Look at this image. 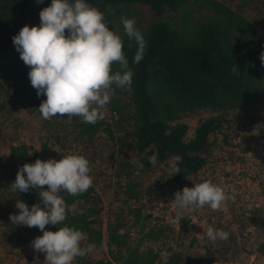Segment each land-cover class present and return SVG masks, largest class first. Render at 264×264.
Wrapping results in <instances>:
<instances>
[{
  "label": "trees",
  "instance_id": "obj_1",
  "mask_svg": "<svg viewBox=\"0 0 264 264\" xmlns=\"http://www.w3.org/2000/svg\"><path fill=\"white\" fill-rule=\"evenodd\" d=\"M51 2L0 0V91L9 92L29 113L39 111L47 97L37 96L28 76L31 69L20 58L12 38L25 25H39L41 10ZM85 2L104 13L110 30L121 36L123 51L134 73L131 90H125L126 100L116 96L111 99L108 107L116 113L112 120L104 118L93 125L78 116L72 117L71 122L67 116L43 118L38 146L20 140L9 142L8 159L0 160V236L9 237L19 228L10 221V214H19L17 200L26 202L30 210L41 202L37 190H11L19 168L34 164L37 159L59 161L65 156L63 150L72 143L87 142L103 132L117 146L108 158L114 180L105 221L92 185L75 197L61 190L59 195L67 205L66 221L59 226L46 225V230L74 227L86 234L83 246L99 247L105 243L107 257H77L80 264H177L182 258L180 252L159 260L157 250L138 246L143 238L157 240L165 231V226L143 214V204L135 203L144 190L143 178L152 168L147 156L158 154L157 164L168 166L160 177L174 184L182 183L202 168L212 145L211 135L226 120L227 113L264 103V65L260 60L264 36L248 17L219 0ZM136 3L147 5L158 15L147 23L135 21L147 42L139 64L133 63L138 46L125 34L121 20L133 19ZM234 63L239 66L237 74H231ZM11 107L12 101L0 98V116ZM202 112L214 114L200 118L187 136L188 124L183 118ZM2 124L0 118V133ZM114 151L116 156L119 154L115 159ZM139 163L145 167H138ZM173 165L181 173L171 177ZM47 187L44 186L45 190ZM21 227L28 234L43 235L38 227ZM134 233L140 235L132 244Z\"/></svg>",
  "mask_w": 264,
  "mask_h": 264
},
{
  "label": "clouds",
  "instance_id": "obj_2",
  "mask_svg": "<svg viewBox=\"0 0 264 264\" xmlns=\"http://www.w3.org/2000/svg\"><path fill=\"white\" fill-rule=\"evenodd\" d=\"M37 3L43 4L44 0ZM121 20L125 34L138 46L133 63L139 64L147 42L134 19L122 17ZM12 39L20 58L31 69L28 76L37 96L47 97L38 109L45 120L67 116L71 122L72 117L78 116L94 125L104 119L102 109L117 89L131 90L134 73L123 51L121 36L110 30L104 13L85 0L74 3L52 0L50 6L41 10L39 25H25ZM260 60L264 65V52ZM238 72L239 66L234 63L231 74ZM180 159L176 157L177 161ZM147 160L155 166L158 154L147 156ZM138 167L145 165L139 163ZM89 173V161L82 155L63 156L59 161L37 159L34 164L19 168L15 182L10 184L11 190L16 193L37 190L41 202L30 210L26 202L17 200L16 208L20 211L10 214V221L14 225L38 227L43 232L30 244L37 253V262L38 255L44 253V264H73L77 257H85L93 250L92 244L81 247L86 234L74 227H59L55 232L46 230V225L59 226L66 221L67 205L59 195L61 190L73 197L87 192L93 185ZM179 173L180 168L173 165L170 176ZM44 186H48L47 190ZM174 195L180 211L205 205L217 211L227 200H236L234 190L229 196L224 188L211 181L184 187ZM207 236L213 243L229 239L228 232L212 227L207 229Z\"/></svg>",
  "mask_w": 264,
  "mask_h": 264
},
{
  "label": "rangeland",
  "instance_id": "obj_3",
  "mask_svg": "<svg viewBox=\"0 0 264 264\" xmlns=\"http://www.w3.org/2000/svg\"><path fill=\"white\" fill-rule=\"evenodd\" d=\"M219 1L248 17L259 33L264 36V0ZM135 10L133 19L141 23H147L158 17L145 4L136 3ZM161 16L164 17L165 14ZM125 90L117 89L115 96L126 100ZM0 98L8 103L12 101L13 105L0 116L3 123L0 133V160L5 162L8 159L9 142L20 140L39 145L43 134L41 127L43 117L39 111L26 112L7 91L5 93L1 90ZM102 111L105 119L112 120L116 117V113L109 109L108 104ZM210 114L214 113L202 112L185 116L183 121L188 124L187 136L191 135L200 118ZM211 138L212 145L206 163L182 183L174 184L166 177H160L161 174H165L168 167L164 163L152 166L143 178L144 190L141 199L135 203L143 204V214H147L153 222L156 221L165 226V231L157 240L143 238L141 242H138V246L139 248L151 246L159 250V260L167 258V255L173 252H180L181 256L191 255L192 258L198 259L203 250L201 244L209 240L207 238L209 227L222 230L226 226L230 237L244 238V242L253 235V228L264 225V103L248 105L227 113L226 120L211 135ZM116 147L114 141L100 132L87 142L72 143L69 148L63 150L65 156L82 155L89 161V175L93 178L103 221L106 218L105 210L110 200L114 180L113 169L108 158L111 150H116ZM53 152L50 151V153ZM118 156L119 154L116 156L114 151V159ZM205 181L221 186L229 196L234 190L235 202L229 199L217 211H213L208 205L178 210L174 201L175 192ZM16 226L19 230L17 229L9 237L0 236V264H44L45 254L40 253L37 262V253L30 246L31 241L38 236L28 234L21 225ZM229 226L231 227L228 228ZM262 233L264 234V231ZM139 235L134 233L132 244H135ZM209 242L211 243L210 240ZM219 245H224L221 240L211 243V249L215 250L213 252L220 254V258L215 259L217 261L215 264H218V261H221L219 264H253L255 261L253 257L249 260V250L245 247H234L233 251L232 246L220 247ZM81 247H85L82 242ZM232 251L236 254H232ZM217 254L214 255L218 257ZM221 254L225 259L221 260ZM107 256L105 243L94 247L86 254L88 260ZM73 264L80 263L75 259ZM189 264H196V261Z\"/></svg>",
  "mask_w": 264,
  "mask_h": 264
},
{
  "label": "crops",
  "instance_id": "obj_4",
  "mask_svg": "<svg viewBox=\"0 0 264 264\" xmlns=\"http://www.w3.org/2000/svg\"><path fill=\"white\" fill-rule=\"evenodd\" d=\"M233 225V224H232ZM231 226H229L228 228H230ZM234 228H232L233 230ZM224 231H228L226 226L223 227ZM253 235L246 241L243 242V239L240 237V239L238 237H233L229 235V239L227 241H222L221 243H223L224 245H219L220 247H227V246H232V249L234 251V247H238V246H242L245 247L249 250V260L252 259L251 257L254 258V262L253 264H264V234L262 233L264 231V225H260L259 227L253 228L252 229ZM232 235V234H231ZM237 235V234H236ZM238 236V235H237ZM208 238V236H207ZM209 239V238H208ZM204 244H201L202 247V252L200 254V257L197 259L192 258V256L190 255H186V256H181L182 258L178 261L177 264H189V263H193V261H196V264H198L200 262V264H215L217 261L215 260L216 258H220L219 255L213 251H215L214 249H211V243H213L211 241V243L209 242V240H205L203 242ZM220 247L218 248V250L220 251ZM211 249V250H210ZM231 252L232 254H236L234 252ZM217 254L218 257H216ZM221 254V260L225 259L224 256ZM227 259V258H226ZM221 261H218V264Z\"/></svg>",
  "mask_w": 264,
  "mask_h": 264
},
{
  "label": "built area",
  "instance_id": "obj_5",
  "mask_svg": "<svg viewBox=\"0 0 264 264\" xmlns=\"http://www.w3.org/2000/svg\"><path fill=\"white\" fill-rule=\"evenodd\" d=\"M159 252V250H157ZM166 258H164L163 260H165Z\"/></svg>",
  "mask_w": 264,
  "mask_h": 264
}]
</instances>
